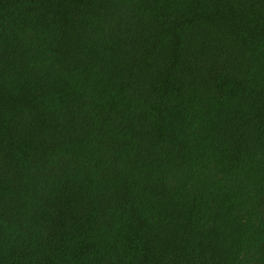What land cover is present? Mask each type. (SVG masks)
<instances>
[{
	"label": "trees",
	"instance_id": "1",
	"mask_svg": "<svg viewBox=\"0 0 264 264\" xmlns=\"http://www.w3.org/2000/svg\"><path fill=\"white\" fill-rule=\"evenodd\" d=\"M0 264H264V0H0Z\"/></svg>",
	"mask_w": 264,
	"mask_h": 264
}]
</instances>
